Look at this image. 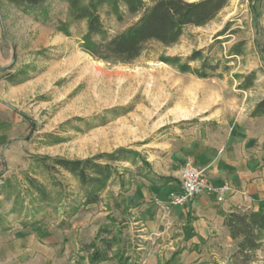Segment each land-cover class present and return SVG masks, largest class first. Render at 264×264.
<instances>
[{"label": "rangeland", "instance_id": "rangeland-1", "mask_svg": "<svg viewBox=\"0 0 264 264\" xmlns=\"http://www.w3.org/2000/svg\"><path fill=\"white\" fill-rule=\"evenodd\" d=\"M120 5L122 18L108 4L97 9L108 38L141 16ZM63 22L68 32L61 30ZM87 28L69 0L36 6L0 0V107L9 112L5 120L18 116L12 131L6 126L0 133V234L13 227L28 234L45 230L53 236L52 246L62 245L58 255H50L51 264H91L84 245L100 242V230L116 217L126 221V245L138 243L131 254L140 256V263L153 246L144 238L137 201L128 197L144 182L141 177H152L149 158L178 128L217 129L240 114L252 116L264 99V0H229L207 24L188 25L174 44L151 41L131 62L84 51ZM197 51L201 56L190 60ZM175 58L192 68L206 60L215 66L214 75L182 72ZM251 73L254 81L244 87ZM179 109L190 116L177 117ZM120 148L132 152L110 160L108 154ZM58 157L107 165L108 179L101 187L85 184L56 164ZM76 222L81 230L75 231ZM76 233L78 249L68 241ZM3 242L0 264H8ZM23 255L16 254L12 264H50L38 250ZM249 264H264V243Z\"/></svg>", "mask_w": 264, "mask_h": 264}, {"label": "crops", "instance_id": "crops-1", "mask_svg": "<svg viewBox=\"0 0 264 264\" xmlns=\"http://www.w3.org/2000/svg\"><path fill=\"white\" fill-rule=\"evenodd\" d=\"M4 116L8 118L9 112L0 107V133L6 126L12 131L11 124L18 122V116L11 115V122ZM176 131L149 158L152 177H141L144 182L139 181L128 197L129 201H137L140 220H144V238L153 246L140 264H159V259L161 264L228 262L237 249V240L226 225L227 215L235 210H258L264 205V116L240 114L217 129L189 127ZM188 157L213 182L228 181L231 191L223 197L202 193L164 215L157 201L179 191L180 169ZM78 223L73 225L75 231L81 230ZM77 237L78 233L68 240L74 249L80 246ZM0 240L8 248L4 257L8 264L18 253L26 257L37 250L40 259L48 258L51 264L50 255H58L62 246H52L53 236L45 230L28 234L17 227L0 234ZM82 264H89L88 260Z\"/></svg>", "mask_w": 264, "mask_h": 264}, {"label": "trees", "instance_id": "trees-1", "mask_svg": "<svg viewBox=\"0 0 264 264\" xmlns=\"http://www.w3.org/2000/svg\"><path fill=\"white\" fill-rule=\"evenodd\" d=\"M17 5L28 4L36 6L45 0H10ZM151 2L148 5V2ZM229 0H69L71 12L77 19H87L88 28L82 36L81 47L95 58L119 62H131L136 59L151 41H159L166 45L176 43L188 25L202 26L214 19ZM120 3L124 4L129 14H141L139 19L122 32L108 38L106 30L97 12L100 5L108 4L111 11L122 18ZM68 24L63 22L61 30L67 31ZM237 53V52H236ZM201 52L197 51L190 60L198 59ZM178 61V69L191 72L198 77L206 78L214 74L215 66L204 60L201 67L192 68L188 62ZM255 73L245 77L244 87H249L254 81ZM252 116H264V99L254 108ZM132 152L120 148L108 154L110 160H121L122 154ZM55 163L78 175L85 184L101 187L108 179L109 166L101 165L91 159L55 158ZM146 165H150L145 162ZM94 175V176H93ZM164 178V177H163ZM89 202L95 201L90 198ZM125 202V200H124ZM128 207V206H127ZM110 228L100 230V242L93 241L84 245L89 253L91 264H100L110 258L115 264H140V256L132 258L138 243L126 245L123 240L125 220L111 217ZM3 214L0 212V223ZM226 225L237 249L230 260L234 264H249L252 253L261 248L264 243V205L258 210H235L226 217ZM108 233L105 237L103 234ZM133 246V247H132ZM134 248L129 252V248Z\"/></svg>", "mask_w": 264, "mask_h": 264}, {"label": "built area", "instance_id": "built-area-1", "mask_svg": "<svg viewBox=\"0 0 264 264\" xmlns=\"http://www.w3.org/2000/svg\"><path fill=\"white\" fill-rule=\"evenodd\" d=\"M230 191L228 181L213 182L202 169L195 166L193 159L188 157L181 169L179 191L166 200H158L157 203L162 213L168 215L176 206L185 205L202 193L218 194L223 197Z\"/></svg>", "mask_w": 264, "mask_h": 264}, {"label": "bare ground", "instance_id": "bare-ground-1", "mask_svg": "<svg viewBox=\"0 0 264 264\" xmlns=\"http://www.w3.org/2000/svg\"><path fill=\"white\" fill-rule=\"evenodd\" d=\"M177 113V117H180V118H188L191 114V111H188V110H184V109H179L178 111H176Z\"/></svg>", "mask_w": 264, "mask_h": 264}]
</instances>
